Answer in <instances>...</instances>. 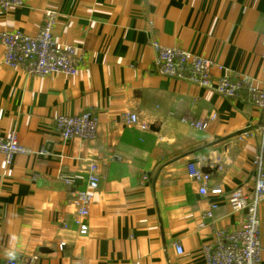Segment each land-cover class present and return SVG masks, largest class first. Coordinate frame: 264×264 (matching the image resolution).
Here are the masks:
<instances>
[{
	"label": "crops",
	"instance_id": "crops-1",
	"mask_svg": "<svg viewBox=\"0 0 264 264\" xmlns=\"http://www.w3.org/2000/svg\"><path fill=\"white\" fill-rule=\"evenodd\" d=\"M45 11L56 13L57 43L72 46L81 62L74 76H31L4 65L0 44V133L15 131L36 153L10 164L0 154V264H205L202 246L242 218L225 196L252 191L262 112L249 93L225 99L159 76L152 41L212 61L213 83L245 77L258 89L264 0H25L0 10V32L35 37ZM87 111L98 120L96 139L61 141L55 119ZM126 113L148 129L124 125ZM89 161L99 179L80 235L73 191L84 186L75 179ZM188 164L222 196L200 195ZM258 215L264 264V200Z\"/></svg>",
	"mask_w": 264,
	"mask_h": 264
},
{
	"label": "built area",
	"instance_id": "built-area-1",
	"mask_svg": "<svg viewBox=\"0 0 264 264\" xmlns=\"http://www.w3.org/2000/svg\"><path fill=\"white\" fill-rule=\"evenodd\" d=\"M25 0H0V10L8 11L11 8L22 7ZM56 13L45 11L40 29L35 37H30L20 31L0 32V44L4 49L3 63L9 68L20 69L28 75L45 77L53 74L74 76L80 66V56L72 46L59 45L53 37L52 30L55 25ZM261 61L263 65L260 88H255L245 77L230 79L227 76L219 78L216 82L211 80L213 62L196 53L159 45L152 41L155 53V67L161 77L189 82L202 87L213 88L225 99H234L242 93H249L253 106L262 112L261 123L257 128V135L264 136V31L261 36ZM211 115L209 120H214ZM122 123L127 127H136L139 131H146L148 126L140 123L134 113H126ZM196 129H203V122H190ZM55 130L61 141L79 139L83 142H92L98 133V120L92 112H83L73 116H59L55 119ZM43 150L38 152L41 154ZM0 154L6 164H10L15 155L29 156L36 154L32 150L21 146L17 133L11 131L0 133ZM255 176L251 192L240 189L232 191L225 200L234 213H241L242 218L234 231H217L216 239L212 243L202 246V255L205 264H261L262 245L260 230L262 222L259 219L258 208L264 200V144H261L252 159ZM86 176L75 180L84 182L80 189L73 191V206L76 210L77 233L85 235L88 232L85 222L92 196L98 187L99 176L97 163L89 161L86 165ZM188 177L199 185L198 192L202 196H222L219 187H211V177L201 172L194 164L187 165ZM146 177L141 178L144 182ZM66 184L73 181L65 180ZM211 205L206 217L211 218ZM177 254H182V248L174 243ZM9 264H16L10 262Z\"/></svg>",
	"mask_w": 264,
	"mask_h": 264
},
{
	"label": "water",
	"instance_id": "water-1",
	"mask_svg": "<svg viewBox=\"0 0 264 264\" xmlns=\"http://www.w3.org/2000/svg\"><path fill=\"white\" fill-rule=\"evenodd\" d=\"M254 129H255V128H254L253 126L248 127L247 129H244L243 131H239V132L234 133V134H232V135H230V136H228V137H226V138H223V139L218 140L217 143L223 142V141H225V140H227V139H230V138H233V137H238V136H240V135H242V134H245V133H248V132H250V131H253ZM214 144H215V143H214ZM209 146H210V145H208L207 147H209ZM76 183H78V182L76 181Z\"/></svg>",
	"mask_w": 264,
	"mask_h": 264
}]
</instances>
